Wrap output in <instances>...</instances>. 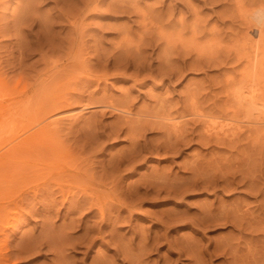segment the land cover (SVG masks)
Masks as SVG:
<instances>
[{
    "label": "rangeland",
    "instance_id": "374dc122",
    "mask_svg": "<svg viewBox=\"0 0 264 264\" xmlns=\"http://www.w3.org/2000/svg\"><path fill=\"white\" fill-rule=\"evenodd\" d=\"M68 1L0 0V79L9 83L8 97L7 90L0 88V154L9 147V140L17 142L39 128L38 124L56 118L61 120L56 119L58 123L54 127L59 126V131L56 129L58 134L53 131L61 138L57 141L53 138L64 147L60 154L52 155L47 152L49 142L38 139L41 145L37 142L27 147L28 155L26 160L23 158L28 162L26 167H0V251L5 259L2 264H264V207H260L264 206V177H261L264 176V108L249 106L237 113L235 119H243L236 124H241V133L246 131L232 139L236 146H230L234 141H225L226 138L223 143L222 139L218 140L220 147L217 142L204 145L195 136L208 134L205 122L210 120L201 114H208L210 110L212 113L208 116L214 115L210 119L214 118L218 127L224 126L239 103L229 95L225 97L228 91L225 88L238 84L237 80L241 79L246 59L244 52L240 55L234 45L248 29L256 38L254 49L261 50L256 59L264 67V17L259 16L260 26L247 22L254 14H264V0H97L100 3L96 9L92 7L96 0ZM245 13L250 17L241 23L247 17ZM261 81L259 86L264 88V80ZM260 94L264 96V89ZM60 95L68 100L64 110L70 111L49 114L46 103L52 97L61 98ZM228 96L232 99H227ZM22 103L26 105L17 106ZM107 105L126 109L129 114L112 112ZM219 112H222L221 118ZM170 117L172 124L167 122ZM166 124L174 125L173 131ZM131 127L137 130L130 132ZM175 127L179 132L188 133L192 143L182 147V153L173 155L154 149L165 142H174L175 134L171 132L175 133ZM192 132L195 134L190 136ZM134 141L138 142L135 148ZM133 149L142 154L134 162ZM242 159L244 162H239ZM128 160L129 166L124 164ZM192 160L201 162L199 168L204 169L203 173L198 168L197 175H206L196 176L200 177L199 182L208 178L216 189L189 191L186 188L192 178ZM209 162L213 169L217 166V172L208 167ZM235 162L242 167L241 176L234 177L240 178L237 186L233 167L239 165ZM244 171L247 175L242 180ZM247 176L259 188L255 187L258 193L252 190L255 185L247 181ZM173 180L178 182L174 184ZM181 180L188 182L187 191L180 190L185 186H181ZM228 181L232 184L230 189L223 187ZM2 182H14L10 187L15 186L6 190ZM151 182L155 184L152 186ZM161 183H172L176 194L172 196L171 186L168 189ZM250 184L253 192L246 188ZM145 186L147 190L152 186L151 192L159 189L158 186L162 190L144 195ZM94 205L100 206L104 214ZM224 205L233 207L234 212L238 209L236 212L245 216L244 223L241 222L244 225L240 224L241 215V218L236 215L239 223L235 217V223L240 225L233 227L197 224L208 210L215 208V214L218 210L224 214ZM124 206L130 207L129 211ZM231 212L232 215L227 213L234 216ZM180 214L190 217L180 223L183 219ZM193 216L198 217L194 220ZM254 222L256 229L253 230ZM246 223L250 225L245 226ZM229 243L234 246L229 247ZM221 249H224L222 253Z\"/></svg>",
    "mask_w": 264,
    "mask_h": 264
},
{
    "label": "bare ground",
    "instance_id": "6f19581e",
    "mask_svg": "<svg viewBox=\"0 0 264 264\" xmlns=\"http://www.w3.org/2000/svg\"><path fill=\"white\" fill-rule=\"evenodd\" d=\"M68 1V0H67ZM72 1V0H71ZM71 1H70V3H71ZM91 1V0H90ZM79 3H80V1H78ZM77 2V3H78ZM82 2V1H81ZM84 2H85V0H84ZM97 0L96 1H94L93 3H94V5L92 6L93 8H97V7H99L98 6V4L100 3H98L97 4ZM67 3H69V1L67 2ZM73 4H74V2H72ZM83 3V2H82ZM87 3V2H86ZM90 3L91 2H89V5H90ZM81 4V3H80ZM88 4V3H87ZM92 4V3H91ZM104 4V3H103ZM107 4V3H106ZM110 4V3H109ZM121 4V3H120ZM70 5V4H69ZM75 5H77V4H75ZM85 5V4H84ZM108 5V4H107ZM111 5V4H110ZM70 6H72V4L70 5ZM109 6V5H108ZM107 6V7H108ZM121 6V8H122V5H120ZM124 6V5H123ZM241 6V5H240ZM73 7V6H72ZM80 7V6H79ZM83 7V6H82ZM118 7V6H117ZM76 8H78L77 6H76ZM88 8V7H87ZM93 8H91V9H93ZM237 8V7H236ZM72 9V8H71ZM73 9H75V8H73ZM80 9V8H79ZM99 9V8H98ZM240 9H243V7L242 8H240ZM77 10V9H76ZM75 10V11H76ZM90 10V9H89ZM122 10V9H121ZM120 10V8H119V11H121ZM123 10L125 11V10H127V9H124L123 8ZM77 11H79V10H77ZM76 11V12H77ZM83 11H84V9H83ZM72 12H74L73 10H72ZM82 12V11H81ZM75 13V12H74ZM78 13V12H77ZM82 14V13H81ZM85 14H86V12H85ZM93 14H94V12H93ZM76 15V14H75ZM74 15V16H75ZM242 15V13L240 14V16ZM243 15H246V13L245 14H243ZM255 15V14H254ZM253 15V16H254ZM82 16V15H81ZM247 17L245 18H243V20L241 21V23L243 22V21H245V20H248L249 19V17L250 16H248V15H246ZM252 16V18H250V20H248L247 22L248 23H251V24H254V26H256L257 24L260 26V23H258V22H260V20H259V16H261V17H264V14H262L261 12L258 14H256V16H254L253 17ZM69 17V16H68ZM83 17V16H82ZM81 17V18H82ZM241 17H243V16H241ZM260 17V18H261ZM73 18V17H72ZM75 18V17H74ZM80 19V18H79ZM245 19V20H244ZM261 20H262V18H261ZM68 21V20H67ZM246 23V22H245ZM70 24V23H69ZM247 24V23H246ZM71 25H72V23H71ZM248 25V24H247ZM247 25H245V27L247 26ZM77 26V25H76ZM253 26V25H252ZM248 28V27H247ZM251 28V27H250ZM255 28V27H254ZM71 29V28H70ZM253 29V28H252ZM256 30H257V28H256ZM255 31V30H254ZM215 33V32H214ZM252 34V31L250 30L249 31V29H248V31L246 32V34H244L243 35V38H242V40H240V38L238 39V41H237V44L236 45H234V46H236L235 48H238L239 49V54L240 53H243L244 52V56H245V59H246V62H244V63H246L245 64V67H244V69L243 68H241L242 69V73H241V79H240V77H239V80H237L238 81V84L237 83H235V82H237L235 79V82H233V83H235V84H237V85H225L226 87L227 86H229L228 87V89H226L225 88V90H228V91H225L226 93V95H225V97L227 96V95H229V96H231V97H233V99L235 98L236 99V101L237 100H239L237 103V107H234L235 108V110L234 111H232L230 108V111H232V113H230V114H233V115H230L231 116V118H230V116H229V114L227 115V114H225V113H223V114H225V115H227V116H229L228 117V121L229 122H227V124H225L224 122V126L222 125H220L219 127L217 126V122L215 123V122H213V120L212 119H214V118H211L210 119V117H213V116H211V115H209L208 116V114L211 112L210 110H209V113L208 114H204V115H202L201 113V117H203V118H208V120H210V121H208L207 123L205 122V124L207 125L206 126V132L205 133H208V134H204V135H199V136H197L198 134H196L195 136H196V139H200L201 141H203V143H205L204 145H206V144H209V143H212V144H215L216 142V145L218 144V143H220V139H222V143H223V140H225V138H226V140L225 141H231L234 137H236V135L238 134V133H241V128L237 125V124H239L238 122H240L242 119H239L240 121H238V120H236L235 119V117L237 116V113H238V115H239V112L242 110V109H247L249 106H252V108H254V107H258V106H261V108H264V102H262V101H264V96H261V94H260V92H261V89H264V88H261V85L259 86V84H261L262 83V81L261 80H264V79H261V76H262V74H264V73H262V71H264V70H262L261 71V68H264V67H262L261 66V63H260V61L258 60V59H256L257 58V55H258V52L259 51H261L260 50V48L259 49H254V47H255V45H253L254 44V40L256 39V38H253V36L251 35ZM259 40L261 41V39H260V36H259ZM233 45H232V47H233ZM234 48V47H233ZM249 48H250V50L251 51H249ZM262 49V48H261ZM232 50V49H231ZM236 53H238L237 51H235ZM241 55V54H240ZM239 55V56H240ZM243 55V54H242ZM238 56V57H239ZM244 66V65H243ZM239 72V71H238ZM238 74V73H237ZM236 74V75H237ZM233 75V74H232ZM1 76V75H0ZM4 76V75H3ZM90 78V77H89ZM238 78V77H237ZM5 79V78H4ZM227 79H228V77H227ZM229 79H231V78H229ZM85 80V79H84ZM91 81H93V79L91 80ZM228 81H230V82H227V80H226V82L228 83V84H232V81L231 80H228ZM259 81H261V83H259ZM94 82V81H93ZM225 82V84H227ZM7 84H9L8 82H6L5 80H2V79H0V88H2V89H4V91H6L7 90V86H9V85H7ZM224 86V87H225ZM262 87H264V86H262ZM230 88V89H229ZM9 89V88H8ZM8 90L6 91V96L8 95ZM224 93V92H223ZM5 94V93H4ZM67 95V94H66ZM70 95V94H69ZM61 96V98L60 97H57V96H55L54 98L52 97L51 99H49V102H47L46 103V109L47 110H50L49 111V114L52 112V114H53V112L55 113H67V112H65V111H70V110H64L66 107H67V105H66V102L68 101H66L63 97H62V95H60ZM72 96V95H71ZM228 96V98L227 99H229V98H231V97H229ZM261 96V97H260ZM2 98L4 97L5 98V96H1ZM8 97V96H7ZM6 97V98H7ZM67 97H68V95H67ZM66 98V97H65ZM73 99V98H72ZM70 100V101H73V100ZM76 99V98H75ZM80 99V98H79ZM232 99V98H231ZM1 100V99H0ZM224 100H226V99H224ZM230 100V99H229ZM18 101V100H17ZM25 100H23V102H24ZM223 101V100H222ZM236 101L234 102V100H233V102L234 103H236ZM7 102V101H6ZM28 102V101H27ZM227 102V101H226ZM229 103H230V101H228ZM5 103V102H4ZM3 103V104H4ZM15 103V102H14ZM21 103V101L19 102V104ZM29 103V102H28ZM193 103H195V102H193ZM224 103V102H223ZM6 104V103H5ZM17 105V106H21L22 107V105H26V103L25 104H21V105ZM68 104H69V102H68ZM231 104H232V101H231ZM10 105V104H9ZM15 105V104H14ZM115 105V104H114ZM228 105V104H227ZM8 105H6V107H7ZM101 106V105H100ZM106 106V105H105ZM195 106V105H194ZM198 106V105H197ZM229 106V105H228ZM231 106V105H230ZM5 107V108H6ZM11 107H14L13 106V103H12V105H11ZM11 107L10 106H8L7 107V109L8 108H10L11 109ZM49 107V108H48ZM69 107V106H68ZM200 108H201V106H199ZM198 107V108H199ZM5 108H4V110H5ZM106 108H108V109H111L112 110V112L113 111H116V112H118L119 114L120 113H122V114H125V115H128L129 114V112H128V110L127 111H125L124 109L122 110V109H120V108H118V106L117 107H114V106H109V105H107V107ZM106 108L104 109V110H106ZM121 108H123V107H121ZM127 108H129V107H127ZM216 108V107H215ZM225 108V107H224ZM228 108V107H227ZM21 109H23V108H21ZM131 109V108H130ZM196 109H197V107H196ZM202 109V108H201ZM200 109V110H201ZM210 109H213V108H210ZM217 109H219V108H217ZM229 109H227V111H229ZM257 108H255V110H256ZM3 110V109H2ZM199 110V109H198ZM215 110V109H214ZM250 110H253V109H250ZM6 111V113H7V110H5ZM5 111H2V113L3 112H5ZM205 112H206V110H204ZM213 111V110H212ZM216 111V110H215ZM217 111H221L220 109L219 110H217ZM227 111H226V113H227ZM229 111V112H230ZM9 112H11L10 110H9ZM72 112V111H71ZM70 112V113H71ZM188 112V111H187ZM223 112V111H222ZM221 112V113H222ZM224 112H225V110H224ZM242 112H244V110H242ZM262 112V111H261ZM12 113V112H11ZM14 113V112H13ZM12 113V114H13ZM46 113V112H45ZM48 113V112H47ZM55 113V114H56ZM117 113V114H118ZM189 113V112H188ZM202 113H204L203 111H202ZM212 113V112H211ZM216 113V112H215ZM214 113V114H215ZM220 113V112H219ZM219 113H218V115H219ZM220 113V114H221ZM4 114V113H3ZM132 114V113H131ZM47 115V114H46ZM46 115H44V117L46 116ZM186 115V114H185ZM190 115H192L191 113H190ZM207 115V116H206ZM216 115H217V113H216ZM5 116V115H4ZM223 115L221 114V116H220V118L222 117ZM227 116H225V118L227 117ZM233 116V117H232ZM245 116H247V115H245ZM217 116H215V118H216ZM9 118V117H8ZM60 118V117H59ZM130 118V117H129ZM129 118H128V120H129ZM194 118V117H193ZM220 118H219V120H220ZM230 118V119H229ZM241 118V117H240ZM52 119V118H51ZM57 119V118H56ZM51 120V121H45V123L43 124V125H41V124H38V126H39V128H37V129H35V131L33 132V133H29L28 135H26V136H24L21 140H17V142H16V140L14 139L15 138V136H14V140L15 141H13V140H9V147L3 152V153H1L0 154V167H4V166H9L10 167V165H11V167H19L20 165H21V167H23V165H24V167H26V162L27 161H25L24 162V159L26 160V158L25 157H27L26 155H28L27 153H28V149H29V147L31 148L32 147V145H35L37 142L39 143L40 141L39 140H44V141H48L49 143H48V146H47V152H49V153H52V155L54 154H56V155H58V154H60L61 153V151H64V147H62L60 144L62 143H60L59 141V143H57L56 141L57 140H59L61 137H59L58 135V137H56V133L59 131V126L58 127H56V128H54L55 126H56V124L58 123V121L57 120H60V119H57V120ZM126 119V118H125ZM165 119V118H164ZM195 119V118H194ZM227 119V118H226ZM7 120H9V119H7ZM44 120H45V118H44ZM43 120V121H44ZM127 120V121H128ZM167 120V119H166ZM170 120H171V117H170V119L169 120H167V122L169 121L170 122ZM212 120V121H211ZM218 120V121H219ZM41 121V120H40ZM61 121V120H60ZM194 121V120H193ZM249 121H251V120H249ZM248 121V122H249ZM254 121V120H253ZM179 122V121H178ZM212 122V123H211ZM247 122V123H248ZM252 122V121H251ZM126 123V122H125ZM131 123H133V122H131ZM161 123V122H160ZM166 123V122H165ZM173 122H170V124H172ZM183 123V122H182ZM195 123V122H194ZM237 123V124H236ZM253 123V122H252ZM129 124V123H128ZM148 124H149V122H148ZM177 124V123H176ZM175 124V125H176ZM179 124V123H178ZM197 124V123H196ZM196 124H193V125H196ZM250 125H252L251 123H249ZM254 124V123H253ZM257 124V123H256ZM144 125V124H143ZM147 125V124H146ZM150 125V124H149ZM153 125V124H152ZM157 125V124H156ZM155 124H154V126H155V128L156 127H158V126H156ZM159 125V124H158ZM165 126V124H163L162 123V126ZM167 125V124H166ZM184 125V124H183ZM182 125V126H183ZM249 125V126H250ZM2 126V125H1ZM6 126H7V124H6ZM13 126V125H12ZM141 126V125H140ZM160 126V125H159ZM161 126V127H162ZM163 126V127H164ZM167 126H170V128L172 127V126H174V125H167ZM181 126V125H180ZM3 127V126H2ZM10 127V126H9ZM120 127V126H119ZM145 128H146V126H144ZM151 127H153V126H151ZM160 127V128H161ZM166 127V126H165ZM164 127V128H165ZM183 127H188V125L186 126V125H184ZM244 127V126H243ZM242 127V128H243ZM257 127H258V125H257ZM8 128V127H7ZM118 128V127H117ZM121 128H122V126H121ZM150 128V127H149ZM149 128H148V130H149ZM159 128V127H158ZM184 128V130H186ZM255 128V127H254ZM3 129V128H2ZM12 129H14L13 127H12ZM56 129H58V131H56ZM120 129V128H119ZM131 129H132V127H131ZM134 130H135V128H133ZM133 129L132 130H130V132L131 131H133ZM162 129V128H161ZM179 129V128H178ZM177 129V127H175L174 128V132L175 133H173V132H171V131H173V128H171V133L172 134H175V136H174V138H172V139H174V142H173V140L172 139H170V140H172L171 142L169 141V133L167 134V132H166V134L168 135V140L167 141H169L168 143L167 142H165V144L162 146L161 145V147L158 145L159 144V140H157L156 142H158V146L156 147L155 145H154V147H156V148H154V149H156L157 151L158 150H161V151H163L162 153H172V155H173V153H182V147H184L185 145H187V144H189L190 142L192 143V139H188V137H187V135H189L188 133H187V135H186V133H185V131L182 133V131H180L179 132V130ZM7 130H9V129H7ZM31 130H32V128H31ZM56 132H54V131ZM137 130V129H136ZM135 130V131H136ZM140 130V129H139ZM138 130V131H139ZM142 130L144 131V129L142 128ZM151 130V129H150ZM156 130H158V129H156ZM170 130V129H169ZM188 130V129H187ZM190 130H191V128H190ZM193 130V129H192ZM239 130H240V132H239ZM250 130V129H249ZM249 130H247V131H249ZM254 130V129H253ZM6 131V130H5ZM118 131V130H117ZM122 131V130H121ZM246 131V130H245ZM244 131V132H245ZM251 131V130H250ZM249 131V132H250ZM0 132H1V129H0ZM8 132V131H7ZM164 132V131H163ZM187 132V131H186ZM188 132H189V130H188ZM195 132V131H194ZM243 132V133H244ZM253 132V131H252ZM52 133H54V136H53V134ZM129 133V132H128ZM133 133V132H132ZM171 133H170V137H172L171 136ZM177 133V134H176ZM185 133V134H184ZM243 133H241V134H243ZM258 133V132H257ZM8 134H10V131H9V133ZM58 134V133H57ZM115 134H117L118 135V132L116 133L115 132ZM166 134H164V135H166ZM192 134V135H191ZM190 134V136H193L195 133H191ZM245 134V133H244ZM248 134V133H247ZM116 135V136H117ZM240 135V134H239ZM256 134H254V136H255ZM6 136V135H5ZM41 136V139L39 138ZM131 136V135H130ZM141 136V135H140ZM243 136V135H242ZM251 136H252V134H251ZM250 136V137H251ZM55 138V140H54V138ZM137 137V136H136ZM211 137H212V139H215V142L214 141H212V139H211ZM238 137V136H237ZM43 138V139H42ZM59 138V139H58ZM138 138V137H137ZM166 138V137H165ZM190 138V137H189ZM193 138V137H192ZM246 138V137H245ZM253 138H255L256 139V136L255 137H253ZM16 139H18V138H16ZM39 139V140H38ZM46 139V140H45ZM228 139V140H227ZM240 139V138H239ZM249 139V138H248ZM250 139H252V138H250ZM37 140V141H36ZM132 141H133V139H131ZM195 140V139H194ZM218 140H220V141H218ZM237 140V143H238V138L236 139ZM242 140V139H241ZM240 140V141H241ZM254 140V139H253ZM12 141H13V143H12ZM43 141V142H44ZM140 141V140H139ZM153 141V140H152ZM166 141V140H165ZM195 141H197V140H195ZM195 141H193V142H195ZM199 141V140H198ZM224 141V142H225ZM232 141H234V140H232ZM255 141H257V140H255ZM254 141V142H255ZM14 142H16V143H14ZM34 142V143H33ZM155 142V141H154ZM156 142L154 143V144H156ZM214 142V143H213ZM8 143V142H7ZM42 143V142H41ZM41 143H39L40 145H41ZM46 143V142H45ZM151 143V142H150ZM167 143V144H166ZM198 143V142H197ZM202 142H199V144H201ZM202 143V144H203ZM225 143H227V142H225ZM224 143V144H225ZM49 144H51L50 145V148L52 149V152H51V149L49 148ZM138 144V142L137 141H134V142H132V145L134 146V148H135V146ZM161 144V143H160ZM211 144V145H212ZM221 144V143H220ZM235 145L236 144V141H234V143H232V144H230V146H232V145ZM31 145V146H30ZM151 145H153V144H151ZM210 145V146H211ZM237 145V144H236ZM235 145V146H236ZM37 146V145H36ZM203 146V145H202ZM215 146V145H214ZM217 146H219V144L217 145ZM224 146V145H223ZM229 146V145H228ZM228 146H227V148H228ZM229 146V147H230ZM241 146V145H240ZM27 147H28V149H27ZM45 147H46V145H45ZM43 148L44 150L46 149V148ZM153 147V146H152ZM187 147V146H186ZM220 147V146H219ZM224 147H226V146H224ZM234 147V146H233ZM232 147V148H233ZM37 148V147H36ZM231 148V147H230ZM236 148V147H235ZM239 148H241V147H239ZM34 149V148H33ZM38 149H39V147H38ZM41 149H42V146H41ZM137 149H138V147H137ZM153 149V148H152ZM32 150V149H31ZM134 151H133V153L135 154L134 156H133V158H132V161L134 162V160L136 159V158H139V156H140V154H139V152H136L135 151V149H133ZM156 150H155V152H156ZM236 150V149H235ZM37 151V150H36ZM39 151H40V149H39ZM42 151V150H41ZM45 152H46V150H45ZM24 153V154H23ZM42 153H43V151H42ZM72 153V152H71ZM131 153V152H130ZM129 153V154H130ZM157 153V152H156ZM37 154H40V153H37ZM214 155V154H213ZM40 156V155H39ZM44 156V155H43ZM46 156H48V155H46ZM141 156H142V154H141ZM41 157V156H40ZM63 157V156H62ZM130 157H132V155L130 156ZM145 157V156H144ZM214 157V156H213ZM24 158V159H23ZM57 158H60L59 156H57ZM143 158V157H142ZM205 158V157H204ZM122 159V158H121ZM125 159H126V161H127V158L125 157ZM130 159V158H129ZM134 159V160H133ZM195 159V158H194ZM206 159V158H205ZM212 159V158H211ZM214 159V158H213ZM213 159H212V162H213ZM131 160V159H130ZM144 160H145V158H144ZM144 160H142V161H144ZM125 161V160H124ZM137 161H139L138 159H137ZM191 161V160H190ZM192 161H194V160H192ZM203 161V160H202ZM241 161H243L244 162V159H242V160H240L239 162H241ZM117 162V161H116ZM119 162V161H118ZM205 162V161H204ZM22 163H24V164H22ZM129 160H128V162L127 163H124V164H127L128 166H129ZM231 163H233V161L231 162ZM235 163H237V162H235ZM242 163V162H241ZM27 164H28V162H27ZM118 164V163H117ZM117 164H116V166H117ZM123 163H121V165H122ZM130 164H131V162H130ZM192 164V166H191V170L192 171H190V172H193V173H191V175H192V178L193 179H195L196 180V182H195V180L193 181L192 180V178H191V183L189 182H187L188 183V185H187V187H186V184L184 183V181H182L181 180V182H182V184H181V186H184V188L182 189V187L180 188V190L182 191V190H186V188H188V189H190L189 191H191L192 189H194V190H196V191H198V190H200V191H206V190H208L209 191V189L210 190H213V189H216V186H214V182H210L209 181V179L208 178H205V179H207L208 181H204L203 179V183L202 182H199V179H200V177H201V175H199L200 177H196V176H198L197 175V170H199L200 168L199 167H201L200 165H201V162H197V161H194V163H191ZM206 164H207V162H206ZM210 164H212L211 162H209L208 163V167H210L211 165ZM238 165L240 164V163H237ZM236 164V165H237ZM31 165L32 164H30V167H31ZM229 165L230 166H232L231 164H230V161H229ZM229 165H228V167H229ZM234 165V164H233ZM113 166H115V165H113ZM119 166H120V162H119ZM124 166V165H123ZM127 166V167H128ZM240 166V165H239ZM239 166H237V167H239ZM27 167H28V165H27ZM126 167V166H125ZM216 165H215V168L213 169L212 168V166H211V168L213 169V170H215L216 171ZM227 167V166H226ZM237 167H233V168H235V170L234 171H238V169L239 168H237ZM189 168V167H188ZM188 168H186V169H188ZM199 168V169H198ZM210 168V170H212ZM236 168H237V170H236ZM219 169L220 170H222L220 167H219ZM228 169V168H227ZM229 169H230V167H229ZM242 169V167L240 166V172L239 173H236L235 172V174L233 175L232 173L230 174V176H232L233 175V179H234V177H236L235 175L236 174H239L240 176H241V170ZM247 169V168H246ZM248 169H250V167L248 168ZM252 170H253V168H251ZM201 170V169H200ZM199 170V171H200ZM202 170H204V169H202ZM201 170V172H203ZM212 170V171H213ZM219 170V171H220ZM230 170H232V169H230ZM230 170H227L228 172L230 171ZM255 170V169H254ZM215 171H213V173L215 172ZM218 171V172H219ZM227 171H226V173H227ZM248 172V174L250 173V171L249 170H247ZM217 172V171H216ZM215 172V173H216ZM233 172V171H232ZM245 172V171H244ZM243 172V174H245ZM254 173H255V171H253ZM204 173V172H203ZM214 173V174H215ZM220 174H222L223 172H219ZM219 173H217V174H219ZM234 173V172H233ZM241 173V174H240ZM247 173L245 174V175H243L242 177L244 178V179H242V180H245L246 179V175H247ZM219 174V175H220ZM205 174H203V176H204ZM224 174H222V176H223ZM257 175V174H256ZM195 178H194V177ZM203 176L201 177V178H203ZM206 176V175H205ZM215 176V175H214ZM221 175H220V177H222ZM228 176H229V174H228ZM245 176V177H244ZM249 176H251L252 177V175H249ZM215 177H217V175L215 176ZM219 176H218V178H217V180L220 178ZM225 177H226V180H227V176L225 175ZM241 177V178H242ZM249 177L248 178V176H247V181L248 180H250L249 182H251V181H253V179L252 178H254V177ZM256 177V176H255ZM259 177V176H258ZM261 177H264V176H261ZM189 178V177H188ZM189 178V179H190ZM199 178V179H198ZM229 178H231V177H229ZM251 178V179H250ZM167 179V177L165 178V180ZM185 179V178H184ZM183 179V180H184ZM214 179H216V178H214ZM220 179H223V177L222 178H220ZM219 179V180H220ZM225 179V178H224ZM232 179V178H231ZM239 180H240V178H238ZM258 179V178H257ZM256 179V180H257ZM164 180V182H166ZM170 180V179H169ZM178 180V179H177ZM177 180H175L176 182H178ZM226 180L224 181V182H226ZM229 180V179H228ZM239 180H236V179H234V181H236L235 183H236V186H237V181L239 182ZM242 180L240 181V184L242 183ZM256 180H254V181H256ZM167 181H168V179H167ZM189 181V180H188ZM193 181V182H192ZM198 181V182H197ZM200 181H201V179H200ZM223 181V180H222ZM231 181V180H230ZM230 181H228L227 183H223L224 185H223V187L225 186L226 187V189H228L229 187L231 188L232 186V184H229L230 183ZM172 182V181H171ZM173 182H174V180H173ZM176 182H174V184L176 183ZM180 182V181H179ZM249 182H248V184H249ZM257 182V181H256ZM259 182H260V179H259ZM14 183V182H13ZM13 183H11L10 182V184L12 185ZM151 183H153V182H151ZM158 184H160V182H157ZM163 183V182H162ZM161 183V184H162ZM211 183H213V184H211ZM243 183H244V181H243ZM242 183V184H243ZM252 183V182H251ZM261 183V182H260ZM260 183L258 184V185H260ZM10 184L8 183V182H2V185L1 186H4L5 188H6V190H7V188L9 187V188H12V187H14V186H12V187H10ZM155 183H153L152 184V186L154 185ZM158 184H156L155 186L157 187V185ZM165 184V185H164ZM164 184H162L161 186H163L164 185V187L165 188H167L168 187V189H170L169 188V185L171 186V184L172 183H170V184H166V183H164ZM178 184V183H177ZM227 184V185H226ZM240 184H238V185H240ZM147 185V184H146ZM149 185H150V183H149ZM166 185H168V186H166ZM180 185V184H179ZM215 185H216V182H215ZM245 185H247V182L245 183ZM255 185V186H254ZM151 186V187H152ZM161 186H158V187H160L159 189L158 188H156V190L158 189V190H162L161 189ZM219 186V185H218ZM242 186V185H241ZM244 186V185H243ZM252 186H254V187H252V188H254V189H252V190H254V193L256 192V193H258L257 192V190L259 189L257 186H256V184H255V182H253L252 183ZM262 186V185H261ZM260 186V187H261ZM142 188H143V185L141 186ZM146 187L147 186H145V189H146ZM149 187V186H148ZM150 187V189L152 190L153 189V187L151 188ZM163 187V188H164ZM186 187V188H185ZM228 187V188H227ZM239 187V186H238ZM251 187V184L249 185V186H246V188L247 189H249ZM258 188V189H256V188ZM8 188V189H9ZM164 188V189H165ZM172 188H175V186H171V191H173L172 190ZM229 188V189H230ZM242 188V187H241ZM135 189V188H134ZM187 189V190H188ZM220 189H223V188H220ZM225 189V188H224ZM223 189V190H224ZM236 189V188H235ZM238 189V188H237ZM236 189V190H237ZM244 189H245V186H244ZM251 189H249V190H245L246 192L247 191H249V192H251L252 190ZM256 189V190H255ZM5 190V189H4ZM151 190H144V192L142 193V194H144V195H147L148 193H154L156 190L154 189L153 191L154 192H151ZM165 190H167V189H165ZM186 190V191H187ZM194 190H192V191H194ZM65 191V190H64ZM167 191H169V190H167ZM171 191H169V194H170V192ZM215 191V190H214ZM213 191V192H214ZM225 191V190H224ZM238 191V190H237ZM68 192V191H67ZM137 192H138V188H137ZM166 192V191H165ZM164 192V193H165ZM176 191L174 190L173 192H172V196H173V193L174 194H176L175 193ZM211 192V191H210ZM253 192V191H252ZM133 193H134V191H133ZM140 193V192H139ZM158 192L156 191V193L155 194H157ZM135 194L137 195L138 193H136L135 192ZM134 194V195H135ZM166 194L168 195V192H166ZM262 194H264V193H262ZM133 195V196H134ZM135 195V196H136ZM149 195V194H148ZM152 195V194H151ZM132 196V195H131ZM137 196H140V195H137ZM154 196V195H153ZM171 196V195H170ZM118 197V196H117ZM95 198V197H94ZM138 198V197H137ZM140 198V197H139ZM81 201L83 200V198H81L80 199ZM79 200V201H80ZM87 200H89V199H87ZM86 200V201H87ZM92 200V199H91ZM130 200H131V198H130ZM93 201H94V199H93ZM75 202V201H74ZM74 202L71 204V205H73L74 204ZM79 203V202H78ZM82 203V202H81ZM128 203V202H127ZM219 203V202H218ZM80 204V203H79ZM78 204V207L80 206ZM100 204V203H99ZM221 204V203H220ZM70 205V206H71ZM84 205H85V203H84ZM87 205V204H86ZM101 205V204H100ZM120 205V204H119ZM124 205H126V204H124ZM130 205V204H129ZM218 206H219V204H217ZM227 205V204H226ZM229 205V204H228ZM231 205L232 204H230V206H228V207H231ZM89 206V205H88ZM95 207H96V205H94ZM98 206V205H97ZM133 206V205H132ZM209 206V205H208ZM211 206V205H210ZM225 206V205H224ZM93 207V205H91V207H89V208H92ZM121 207V206H120ZM212 207V206H211ZM220 207H221V205H220ZM228 207H224L225 208V210H224V208H222L223 209V212H225V213H231V215H232V212L231 211H233V214H234V216H231L230 214H223V213H219L220 211L218 210V211H216V212H218L217 214H215V208L214 209H212L211 211L210 210H208L209 212L207 213L206 212V214L204 213V217L202 218L201 216L202 215H200V217L201 218H199V220H197V222H194L193 221V219L195 220V217L192 219V221L194 222V223H197V224H200V225H202V226H208V225H210V226H219V225H222V226H225V225H229V226H234V225H240L241 224V222H243L242 221V219L244 220V218L243 217H245V216H242V213L241 214H238L236 211H239L238 209H236L235 210V212H236V214H235V212H234V209H233V207L232 208H228ZM235 207V206H234ZM240 207V206H239ZM260 207H264V206H260ZM69 208V207H68ZM84 208V207H83ZM88 208V209H89ZM97 208V210L99 209L100 210V213H102L101 211H103V209H100V206H99V208L98 207H96ZM124 208L125 209H127V208H130V207H127V206H124ZM204 208V207H203ZM202 208V209H203ZM209 208V207H208ZM219 208V207H218ZM238 208V207H237ZM227 209H231V211L229 210H227ZM233 209V210H232ZM241 209V208H240ZM77 210V209H76ZM87 210V209H86ZM128 211H129V209H127ZM207 210V209H206ZM246 210V209H245ZM261 210H262V208H261ZM91 211V210H90ZM200 211H202L203 212V210H200ZM227 211V212H226ZM241 211V210H240ZM244 211V210H243ZM204 212H205V210H204ZM214 212V213H213ZM245 212V211H244ZM251 212V211H250ZM250 212H248V213H250ZM253 212V211H252ZM247 212H245L244 214H246ZM94 214V213H93ZM102 214H104V213H102ZM101 214V215H102ZM106 214V213H105ZM171 214V213H170ZM199 214V213H198ZM203 214V213H202ZM251 214V213H250ZM165 215V214H164ZM163 215V216H164ZM181 216L183 215V214H180ZM185 215V214H184ZM195 215V214H194ZM236 215H241L242 216V218H241V216H240V224H236V223H239V220H238V217L236 216ZM247 215V214H246ZM249 215V214H248ZM99 216H100V214H99ZM103 216V215H102ZM101 216V217H102ZM188 216V215H187ZM214 216H216V217H214ZM217 216H219V217H217ZM173 218H176V216L174 217V215L172 216ZM180 217V216H179ZM190 217V216H189ZM189 217L188 218H184L183 216L181 217V218H183L182 220H180V223L182 222V221H184L185 222V220L184 219H189ZM198 217V216H197ZM196 217V218H197ZM235 217H236V220L238 221H236V223H235ZM249 217H250V215H249ZM115 218V217H114ZM105 219V218H104ZM109 219V218H108ZM117 219V218H116ZM167 219V218H166ZM170 220H172L173 221V219H170ZM177 219H174V221H176ZM248 220H250L249 218H248ZM252 220V219H251ZM101 221V220H100ZM117 221V220H116ZM245 221V220H244ZM102 222V221H101ZM110 222V221H109ZM118 222V221H117ZM171 222V221H170ZM169 222V223H170ZM177 222V221H176ZM190 222H191V218H190ZM192 222V223H193ZM250 222H253V221H250ZM186 223H188L187 221H186ZM191 223V224H192ZM193 223V224H194ZM244 223V222H243ZM248 223V222H247ZM245 224V226L247 225V226H249L250 225V223L249 224ZM256 222H254L253 223V227L251 228V229H256L255 227H254V224H255ZM262 223H264V222H262ZM262 223H261V225H262ZM109 224V223H108ZM190 224V223H189ZM258 224V223H257ZM257 224H256V226H257ZM260 224V223H259ZM241 225H244V224H241ZM191 226V225H190ZM252 226V225H251ZM250 226V227H251ZM166 227V226H165ZM250 227H249V229H250ZM168 228V227H167ZM247 228V227H246ZM95 229H97V228H95ZM94 230V229H93ZM100 231V230H99ZM243 231V230H242ZM257 231V230H256ZM93 232V231H92ZM254 232V231H253ZM95 233V232H94ZM87 235H88V233H87ZM235 235V234H234ZM233 235V236H234ZM240 236V235H239ZM228 237H232V236H228ZM242 237V236H241ZM234 237H232V239H233ZM88 239H89V237H88ZM145 239V238H144ZM147 239V238H146ZM226 239V238H225ZM228 239V238H227ZM241 239H243V238H241ZM230 240H231V238H230ZM168 241V240H167ZM226 241V243L228 244V240H225ZM225 241L223 242V245H224V243H225ZM237 241H238V239H237ZM157 242V241H156ZM159 242V241H158ZM188 242V241H187ZM230 242V241H229ZM231 242H234V241H231ZM175 243V242H174ZM179 243V242H178ZM235 243V242H234ZM234 243L232 244L233 246H234ZM87 244H88V242H87ZM153 244V243H152ZM192 244V243H191ZM191 244H190V246H191ZM227 244H226V247H228L227 246ZM238 244H239V242H238ZM194 245V244H193ZM217 245V244H216ZM215 245V246H216ZM232 245H230V243H229V247L230 246H232ZM241 245V244H240ZM173 246V245H172ZM176 246H179V245H176ZM189 246V247H190ZM194 246H196V244L194 245ZM218 247H220V246H218ZM222 247V246H221ZM225 247V248H226ZM169 248V247H168ZM175 248V247H174ZM177 248V247H176ZM185 248H187V247H185ZM216 248L217 247H215L214 249V251H216ZM234 248V247H233ZM237 248V247H236ZM151 249V248H150ZM189 249H191V247L189 248ZM193 249H194V247H193ZM219 249V248H218ZM217 249V250H218ZM235 249V248H234ZM234 249H233V251H234ZM149 250V249H148ZM152 250V249H151ZM180 250V249H179ZM183 251H184V248L182 249ZM192 250V249H191ZM231 250H232V247H231ZM230 250V251H231ZM147 251V250H146ZM174 251V250H173ZM177 251H178V249H177ZM187 251L189 252V250H188V248H187ZM221 251V253L224 251V249H221L220 250ZM220 251H218V255H219V253H220ZM229 251V250H228ZM227 251V252H228ZM149 252H151V251H149ZM197 252V251H196ZM202 252V251H201ZM217 252V251H216ZM234 252H236V250L234 251ZM178 253V252H177ZM195 253V252H194ZM215 253V252H214ZM190 254V253H189ZM196 254H199V253H196ZM196 254H195V256H196ZM200 254H202V253H200ZM199 254V255H200ZM216 254V253H215ZM235 254V253H234ZM181 255V254H180ZM188 255V253L186 252V256ZM192 255V254H191ZM222 255V254H221ZM225 255H226V253H225ZM179 256V255H178ZM177 256V257H178ZM216 256V255H215ZM189 257V256H188ZM197 257H198V255H197ZM233 257V256H232ZM192 258V257H191ZM199 260L200 258H196V260ZM197 260V261H198ZM3 261H5V259L3 258V254L1 253V251H0V264H2V262ZM100 264V263H99ZM103 264V263H102Z\"/></svg>",
    "mask_w": 264,
    "mask_h": 264
}]
</instances>
